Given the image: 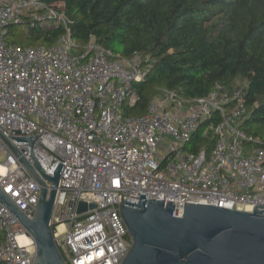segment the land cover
Masks as SVG:
<instances>
[{"label": "built area", "instance_id": "obj_1", "mask_svg": "<svg viewBox=\"0 0 264 264\" xmlns=\"http://www.w3.org/2000/svg\"><path fill=\"white\" fill-rule=\"evenodd\" d=\"M59 6L0 0V188L30 219L40 185L19 158L36 161L49 176L60 167L51 226L66 264L120 263L132 241L118 217L119 195L174 201L176 216L184 202L264 206V144L245 147L239 128L246 85L226 91L217 84L191 99L162 89L145 114L125 116L123 105L139 99L133 85L149 71V57H114L92 37L78 52L71 20ZM12 24L62 25L64 33L52 45L21 46L7 41ZM214 112L221 119L204 132L216 135L209 154L187 150L192 133ZM80 201L95 206L78 213ZM0 231V263L29 264L34 243L19 240L26 230L2 203Z\"/></svg>", "mask_w": 264, "mask_h": 264}, {"label": "trees", "instance_id": "obj_2", "mask_svg": "<svg viewBox=\"0 0 264 264\" xmlns=\"http://www.w3.org/2000/svg\"><path fill=\"white\" fill-rule=\"evenodd\" d=\"M59 4L71 20V37L81 52L92 37L114 57L134 52L149 57V71L133 88L139 99L124 104L125 116L145 114L162 89L186 99L207 95L215 85L231 91L246 85V115L239 128L245 147L264 144V0H45ZM62 25L23 28L12 24L7 41L21 46L54 44ZM206 117L185 148L209 154L216 135L205 130L220 120ZM2 234L0 231V241ZM2 264V263H0Z\"/></svg>", "mask_w": 264, "mask_h": 264}, {"label": "water", "instance_id": "obj_3", "mask_svg": "<svg viewBox=\"0 0 264 264\" xmlns=\"http://www.w3.org/2000/svg\"><path fill=\"white\" fill-rule=\"evenodd\" d=\"M11 152H19L2 137ZM32 143L29 137H17ZM40 185L32 218L12 202L0 188L4 204L25 228L34 243L35 253L29 264H66L52 236L51 217L60 167L46 175L35 161L30 165L19 158ZM51 183L50 189L47 183ZM136 202L121 199L118 217L132 243L119 264H264V206L239 203L231 209L200 203L183 204L174 215V201L146 199L138 193ZM80 201L77 212L93 208Z\"/></svg>", "mask_w": 264, "mask_h": 264}, {"label": "bare ground", "instance_id": "obj_4", "mask_svg": "<svg viewBox=\"0 0 264 264\" xmlns=\"http://www.w3.org/2000/svg\"><path fill=\"white\" fill-rule=\"evenodd\" d=\"M19 240L23 243H27V244H30L31 243V239L29 236H26V235H21L19 237Z\"/></svg>", "mask_w": 264, "mask_h": 264}, {"label": "rangeland", "instance_id": "obj_5", "mask_svg": "<svg viewBox=\"0 0 264 264\" xmlns=\"http://www.w3.org/2000/svg\"><path fill=\"white\" fill-rule=\"evenodd\" d=\"M164 155V152L160 151V154L158 155V159H161V157ZM1 159V158H0Z\"/></svg>", "mask_w": 264, "mask_h": 264}]
</instances>
